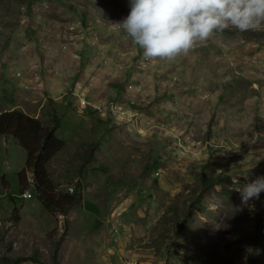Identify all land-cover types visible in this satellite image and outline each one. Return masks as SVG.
I'll return each instance as SVG.
<instances>
[{
	"label": "rangeland",
	"instance_id": "obj_1",
	"mask_svg": "<svg viewBox=\"0 0 264 264\" xmlns=\"http://www.w3.org/2000/svg\"><path fill=\"white\" fill-rule=\"evenodd\" d=\"M129 10L0 0V102L63 144L36 184L26 151L0 136V264H246L264 192L242 205L237 189L264 176V31L145 60L116 24Z\"/></svg>",
	"mask_w": 264,
	"mask_h": 264
},
{
	"label": "clouds",
	"instance_id": "obj_2",
	"mask_svg": "<svg viewBox=\"0 0 264 264\" xmlns=\"http://www.w3.org/2000/svg\"><path fill=\"white\" fill-rule=\"evenodd\" d=\"M128 2V15L116 24L142 50L145 60L172 62L226 30L264 31V0ZM237 190L242 205L259 199L264 192V176Z\"/></svg>",
	"mask_w": 264,
	"mask_h": 264
},
{
	"label": "trees",
	"instance_id": "obj_3",
	"mask_svg": "<svg viewBox=\"0 0 264 264\" xmlns=\"http://www.w3.org/2000/svg\"><path fill=\"white\" fill-rule=\"evenodd\" d=\"M1 135L14 137L26 151L25 165L26 168H31L36 184H42L43 181L47 180L45 163L63 145L60 144L62 143L60 140L53 138V133L48 128L42 126L38 120L25 116L21 112L11 111L0 114ZM53 141L57 144H54ZM56 147H58L57 151ZM36 189L42 197L44 208L49 212L57 210L56 206L59 205L60 198L57 199L53 195L48 196V188L43 191L36 185ZM62 201L67 202V207H72L78 199L71 195L64 196ZM259 236L264 239V218L258 217L256 226H254V239L245 244L251 249L246 256V264H264V242L259 245V251H257L258 246L255 244L256 238ZM247 239L243 238L244 241Z\"/></svg>",
	"mask_w": 264,
	"mask_h": 264
},
{
	"label": "crops",
	"instance_id": "obj_4",
	"mask_svg": "<svg viewBox=\"0 0 264 264\" xmlns=\"http://www.w3.org/2000/svg\"><path fill=\"white\" fill-rule=\"evenodd\" d=\"M86 50H90L91 54H90V56H89V57H90V58H89V61L91 60L92 63H94V65H96L99 61H102V60L104 59L103 56H100V58L97 60V61H98V62H97V61H96L97 58H92V57H95L94 54H93V50H94V49H91V48H88V47H87ZM91 58H92V59H91ZM69 59H71V58H65V59H63V60H66V61H67V60H69ZM109 63H110L109 61H108V63L106 62L107 65H109ZM107 65H105V66H107ZM91 67H92L91 65H87V66H86V68H91ZM0 70H1V68H0ZM1 73L4 74V73H3V69L0 71V74H1ZM10 73H11V71H10ZM11 74H12V73H11ZM11 74H10V75H11ZM13 79H14V78H13ZM18 87H21V84H19ZM14 89H16L15 86H13L12 88H10V86H9V88H5V89H3V90H4V91H9V92H10V95L14 96L13 94H16V92H13ZM86 93H87V88H84L83 91H82V95H86ZM10 95H9V96H10ZM6 99H9V97L7 98V97L4 96L3 101L0 102V109H4L5 107H7V106L9 105V103L6 101ZM97 102H98V101H97ZM13 104L16 105V104H17V101H16V103H11L10 105L12 106ZM91 104H96V103L93 102V103H91ZM11 106H9V107H11ZM21 106H22V105L17 104V107H19L20 109H18V108H13V107H12V108L7 107V109H5V110H10V111H11V110H13V109H16V110H20V111H22L23 109L21 108ZM5 110H3V111H5Z\"/></svg>",
	"mask_w": 264,
	"mask_h": 264
},
{
	"label": "bare ground",
	"instance_id": "obj_5",
	"mask_svg": "<svg viewBox=\"0 0 264 264\" xmlns=\"http://www.w3.org/2000/svg\"><path fill=\"white\" fill-rule=\"evenodd\" d=\"M89 86H91V85H89ZM84 102H85V101H84ZM114 109H115V111L112 110L111 113L117 115L118 118L123 117V115L125 114V112H121V111H119V108H118L117 106H115ZM24 197H30V195H29V194H24Z\"/></svg>",
	"mask_w": 264,
	"mask_h": 264
},
{
	"label": "built area",
	"instance_id": "obj_6",
	"mask_svg": "<svg viewBox=\"0 0 264 264\" xmlns=\"http://www.w3.org/2000/svg\"><path fill=\"white\" fill-rule=\"evenodd\" d=\"M86 105H87L86 102H84L83 100H81V102H80V109H83ZM23 198H30V197H24V195H23Z\"/></svg>",
	"mask_w": 264,
	"mask_h": 264
}]
</instances>
